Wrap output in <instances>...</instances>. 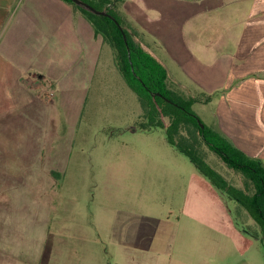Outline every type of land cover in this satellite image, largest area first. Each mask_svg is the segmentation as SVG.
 Instances as JSON below:
<instances>
[{
    "label": "rangeland",
    "instance_id": "374dc122",
    "mask_svg": "<svg viewBox=\"0 0 264 264\" xmlns=\"http://www.w3.org/2000/svg\"><path fill=\"white\" fill-rule=\"evenodd\" d=\"M20 1L4 0V28ZM142 45L159 57L170 83L185 92L174 79L186 81L189 59L169 58L163 44ZM202 93L211 94V101L192 108L218 129L221 92ZM85 96L77 122L59 102L47 105V164L58 167L55 152H68L60 176L0 181V264H264V237L245 209L169 144L162 128L134 126L139 101L106 44ZM11 104L4 102L8 109ZM12 125L2 124L0 133ZM205 151L218 172L241 185L238 173ZM122 226L126 235L114 236L111 231Z\"/></svg>",
    "mask_w": 264,
    "mask_h": 264
},
{
    "label": "crops",
    "instance_id": "0c3cea01",
    "mask_svg": "<svg viewBox=\"0 0 264 264\" xmlns=\"http://www.w3.org/2000/svg\"><path fill=\"white\" fill-rule=\"evenodd\" d=\"M3 9L0 0V127L12 122L14 129L0 133V181L38 174L47 182L60 176L68 155L57 150L58 167L47 164V105L59 102L71 122L79 120L104 44L65 0H21L6 28ZM120 11L142 44H163L169 58L189 59L186 81L174 79L186 94L221 92L218 129L264 162V0H123ZM111 232L126 235L123 226Z\"/></svg>",
    "mask_w": 264,
    "mask_h": 264
},
{
    "label": "trees",
    "instance_id": "16d2710c",
    "mask_svg": "<svg viewBox=\"0 0 264 264\" xmlns=\"http://www.w3.org/2000/svg\"><path fill=\"white\" fill-rule=\"evenodd\" d=\"M65 1L92 24L95 37L100 36L110 47L115 67L136 94L141 113L134 126L140 130L162 128L167 142L187 155L222 194L238 202L264 237V162L204 123L193 110L194 103H205L211 95L186 94L170 83L166 68L142 45L139 33L120 11L123 0H84L97 10H106V15L93 14L71 0ZM205 147L240 175V186L230 183L206 160ZM251 233L257 235L256 231Z\"/></svg>",
    "mask_w": 264,
    "mask_h": 264
},
{
    "label": "water",
    "instance_id": "95a60500",
    "mask_svg": "<svg viewBox=\"0 0 264 264\" xmlns=\"http://www.w3.org/2000/svg\"><path fill=\"white\" fill-rule=\"evenodd\" d=\"M74 4L77 6L97 15H106L107 11L106 10H97L95 9L92 5H90L88 2L84 0H71ZM114 19V17H112ZM115 20V19H114Z\"/></svg>",
    "mask_w": 264,
    "mask_h": 264
}]
</instances>
